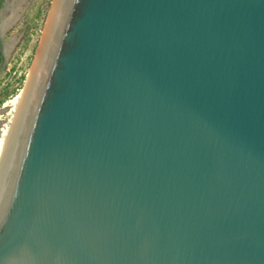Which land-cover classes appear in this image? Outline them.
I'll list each match as a JSON object with an SVG mask.
<instances>
[{"label":"water","instance_id":"water-1","mask_svg":"<svg viewBox=\"0 0 264 264\" xmlns=\"http://www.w3.org/2000/svg\"><path fill=\"white\" fill-rule=\"evenodd\" d=\"M0 264H264V0H52Z\"/></svg>","mask_w":264,"mask_h":264},{"label":"rangeland","instance_id":"rangeland-1","mask_svg":"<svg viewBox=\"0 0 264 264\" xmlns=\"http://www.w3.org/2000/svg\"><path fill=\"white\" fill-rule=\"evenodd\" d=\"M52 1V0H51ZM46 0H4L0 9V35L6 44V64L0 73V130L13 114L44 22L40 15ZM51 4V3H50Z\"/></svg>","mask_w":264,"mask_h":264},{"label":"bare ground","instance_id":"bare-ground-1","mask_svg":"<svg viewBox=\"0 0 264 264\" xmlns=\"http://www.w3.org/2000/svg\"><path fill=\"white\" fill-rule=\"evenodd\" d=\"M19 97H20V95L14 101L13 114L15 112ZM13 114H12V117H13ZM11 120H12V118H11ZM11 120H10L8 126L5 129L0 130V155H1L4 143H5V140H6V137H7V133H8L9 127H10Z\"/></svg>","mask_w":264,"mask_h":264},{"label":"flooded vegetation","instance_id":"flooded-vegetation-1","mask_svg":"<svg viewBox=\"0 0 264 264\" xmlns=\"http://www.w3.org/2000/svg\"><path fill=\"white\" fill-rule=\"evenodd\" d=\"M6 64V44L0 35V73Z\"/></svg>","mask_w":264,"mask_h":264},{"label":"trees","instance_id":"trees-1","mask_svg":"<svg viewBox=\"0 0 264 264\" xmlns=\"http://www.w3.org/2000/svg\"><path fill=\"white\" fill-rule=\"evenodd\" d=\"M3 3H4V0H0V9L3 6ZM50 3H51V0H46V2L44 4V7H43V10H42V15H40L41 22H44L45 19H46V16H47V13H48V9H49ZM22 80H25V76H23V79ZM1 103L2 102L0 101V105H1Z\"/></svg>","mask_w":264,"mask_h":264}]
</instances>
